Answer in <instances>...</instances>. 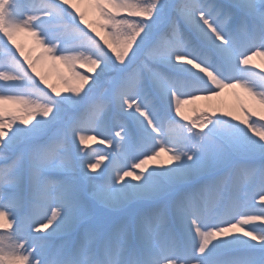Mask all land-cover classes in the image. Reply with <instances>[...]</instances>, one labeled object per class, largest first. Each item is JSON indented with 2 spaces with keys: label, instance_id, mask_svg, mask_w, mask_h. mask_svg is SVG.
Returning a JSON list of instances; mask_svg holds the SVG:
<instances>
[{
  "label": "snow or ice",
  "instance_id": "obj_1",
  "mask_svg": "<svg viewBox=\"0 0 264 264\" xmlns=\"http://www.w3.org/2000/svg\"><path fill=\"white\" fill-rule=\"evenodd\" d=\"M91 3L107 39L70 0H0V41L39 36L76 81L61 95L19 48L27 67L10 49L0 63V264H264V112L181 123L226 88L264 109L247 67L264 0ZM5 103L28 118L6 121ZM96 137L112 151L82 149ZM162 153L170 166L145 168Z\"/></svg>",
  "mask_w": 264,
  "mask_h": 264
},
{
  "label": "bare ground",
  "instance_id": "obj_2",
  "mask_svg": "<svg viewBox=\"0 0 264 264\" xmlns=\"http://www.w3.org/2000/svg\"><path fill=\"white\" fill-rule=\"evenodd\" d=\"M44 2L54 4L55 2H59V0H44ZM61 7L65 6L61 4ZM69 11H72L74 14H76V16L79 15V12H83L85 18L97 14L95 6L91 3V0H77L76 8L71 7L69 8ZM45 21L46 20H42L40 22V25L38 26L45 27L48 23H46ZM53 32L54 30L51 29H49V31L45 30L44 35L49 39H53ZM40 39L41 38L39 36H33L30 34V32H21L15 35V44L7 42L6 40V42L2 43V48L0 49H10L13 53H16L17 59H19L21 63H23V60L21 59L22 56H20L19 52L17 51V48L22 49L23 52L31 56L30 60L35 63L37 71L43 76H46L48 73H50L53 74L52 76L54 77L56 73L57 75L55 76H57V78L61 80L73 78L71 72L63 63L59 61H53L50 58L49 54L45 53L44 46L39 43ZM38 57L40 59H37ZM9 60L10 56H4V52L1 51L0 63L7 62ZM247 67L259 73L260 75H264V56H253L250 65ZM188 78L191 79V77ZM49 80L53 81L51 77L49 78ZM62 89L64 90V88ZM15 105L16 104L5 103L4 108L6 110V121L7 119L11 118V116L13 115L12 113H14V111L16 110L14 107ZM244 109L253 110L257 114L263 112L262 110H260L259 104L255 100H253L252 97H250L244 89L226 88L220 93V95L215 96L212 99L202 98L184 105L182 111L183 115L188 118V121L181 120V123H188L192 120H196L197 123H199V120L202 119L205 115L211 116L214 119L223 118L224 115L234 116L237 117V120L239 122V120H242L244 118ZM253 119H258V115L253 116ZM88 135H93V133H88ZM100 139L101 137L89 139L81 147L86 152H93L97 149H101L102 151L100 152L110 153L112 151V147L106 143H100ZM77 144H79L78 140ZM168 156L169 154L162 153L158 159L149 160L145 165V168L151 170L152 168H158L161 166H170ZM106 163H108L107 160L102 162L101 168H103L104 164ZM127 179L131 178L128 177ZM249 226H260L259 221H253ZM0 231L4 230L0 229Z\"/></svg>",
  "mask_w": 264,
  "mask_h": 264
},
{
  "label": "rangeland",
  "instance_id": "obj_3",
  "mask_svg": "<svg viewBox=\"0 0 264 264\" xmlns=\"http://www.w3.org/2000/svg\"><path fill=\"white\" fill-rule=\"evenodd\" d=\"M41 2H44V0H36V3L37 4H39V3H41ZM70 3H71V5L73 6V7H75L76 8V5H77V0H70ZM65 7H68V5H66V4H63ZM74 15H76V14H74ZM44 20H46L45 22L47 23V25L45 26V30H47V31H49V29L50 28H48L47 26H49V25H53V24H55V23H57V20H56V17H55V15H53L51 18H49V19H44ZM77 22H78V15H77ZM102 21H100V18H99V15H98V13L96 14V15H94V16H89V17H87V18H85V23L84 24H81L80 25V27L81 28H83L84 29V31H86L89 35H92L94 38H96V39H100V37H97V36H95V33H93L92 31H91V29L90 28H88V25L90 24V25H92L93 27H96V30L98 31V32H100V36L101 37H104V39H107L108 38V36H107V33L106 32H103V31H101L100 30V28H99V24L101 23ZM51 30H53V29H51ZM55 31V30H54ZM6 38H4L2 41H0V48H2V43H4V42H6ZM8 42V41H7ZM101 44H103V40H101ZM2 52H4V56H7V57H9V50L7 49V50H2V49H0ZM0 51V52H1ZM30 51V50H29ZM24 53V56H27L28 58H29V60L31 59V56L30 55H27L25 52H23ZM21 59L23 60V63H24V65H25V67H27V62L26 61H24V58L23 57H21ZM2 63H4V62H2ZM77 68L81 71V72H88V68L85 66V67H81L79 64L77 65ZM83 69V70H82ZM94 74V73H93ZM42 75V74H41ZM53 74H50V73H48L46 76H44V78H45V80L47 81V84L48 85H50V86H54V87H56L57 88V90L61 93V95H66V94H69L68 92H67V87L65 86V84H64V80L65 79H58L57 78V76H55V75H57L56 73H55V75H54V77L52 76ZM186 75V74H185ZM52 78L53 79V81H55V82H53V81H51V80H49V78ZM68 81H69V83L70 84H75L76 83V81L74 80V78H70V79H67ZM59 82V83H58ZM58 83V84H57ZM62 88H64V90L62 89ZM49 91H50V89H48ZM260 106V105H259ZM15 111H14V113H12L13 115L12 116H15V117H17V121H16V126H19V119L20 118H24V119H27L28 118V113H27V109L23 106V105H20V104H16L15 106ZM10 110V109H9ZM260 110H262L263 112H264V109H261V107H260ZM11 112V111H10ZM11 116V117H12ZM232 117H234V116H228V115H224L223 116V118H225V119H229V120H231V118ZM237 122H238V120H237ZM96 151H102L101 149H97ZM104 153V152H103ZM129 211H131V209H129ZM255 222H257V221H255ZM236 235H239V233H235Z\"/></svg>",
  "mask_w": 264,
  "mask_h": 264
}]
</instances>
